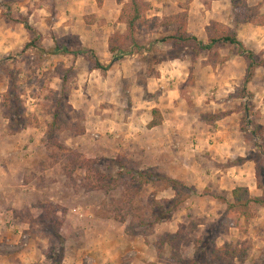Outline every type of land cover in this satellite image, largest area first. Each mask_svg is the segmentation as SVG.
<instances>
[{
    "label": "crops",
    "instance_id": "1",
    "mask_svg": "<svg viewBox=\"0 0 264 264\" xmlns=\"http://www.w3.org/2000/svg\"><path fill=\"white\" fill-rule=\"evenodd\" d=\"M68 1L70 2L67 6L69 11H80L88 8L89 5L96 4L94 0ZM35 2L37 1L24 0L21 4V10L26 9L32 12L29 17L32 25L33 22L35 25L40 24L39 20L33 21L34 14L38 11ZM227 2L229 1L217 0L210 7L201 0H194L192 5L195 7L192 9L189 33L206 42V27L210 21L216 20L225 25L234 26L230 23L232 20L228 16L230 6ZM113 3L114 0H103V9H110L103 10L109 11L107 13L109 19H106L105 23L106 27H109L108 37L116 26H123L122 23L117 22L119 14L115 15ZM17 8L19 7L13 5V9ZM10 15V13L3 14L0 8V62L29 42V33L24 24L15 21ZM67 18L68 16L64 14L54 24L63 23L66 30H70L72 34H79L78 23L65 25ZM42 26L44 27L43 21ZM95 27L99 29L98 24H94L91 27L86 25L84 32L81 31V37L87 33L86 38L89 43H86L93 49H97L96 43L99 42L96 41L98 31L95 32ZM39 30L43 31L41 28ZM237 30L238 37L243 43L253 49H258L255 46L261 45L264 51V25L242 23ZM100 43L105 44V41ZM96 54L102 64L110 66L108 71L102 72L99 69L91 71L89 63L85 62L83 57H74L71 54L53 53L51 55L53 59L48 64L55 63L50 66L53 70L58 64L65 63L68 68L74 67L82 71L80 72L82 79L76 83L78 86L73 90L72 100H76L77 97L82 99L79 107L85 111L89 123L93 121L97 126L87 125L86 134L90 135L92 131L103 134V140L100 142L101 149L115 153L125 150L130 156L144 160L148 167L160 169L166 175L186 185H194L196 190L201 191L207 187L218 188L226 192V198L229 201H232V192L238 186L248 187L251 194L256 197L264 194V190L258 187L257 164L254 160L248 158L242 163L227 165L229 161L246 158L248 154L249 149L244 142L240 123L244 112L234 111L221 119L216 117L220 112L235 110L231 104L232 99L225 97L229 89L230 92L235 90L246 77L248 66L242 56H232L225 64L216 67L207 65L203 59L197 58L194 62L189 56L183 59L169 57L157 67L161 76L152 78L149 86L150 92L153 90L162 92L160 101L151 105L148 111L140 110L142 105L136 104L135 111L122 112L119 107L111 104V102L116 104V101L106 92L110 84V69L116 60L108 61L111 53ZM132 57L131 59L119 58L117 61L122 64V67L127 68L126 66L135 60ZM69 59H71L70 62H68ZM192 67L195 74L192 103L194 106L201 107L199 113L192 111L191 104L182 97L181 93V88L187 83ZM259 72H261L263 88L262 92L256 95L260 99L258 104L263 112L259 123L264 126V68L261 70L258 68L255 77L259 78ZM55 79H59L60 86H51V88L59 90L62 80ZM7 88L0 92L6 93ZM92 91H99L96 99L100 101L89 97ZM4 93L0 94V105L3 102ZM73 104L77 106L75 101ZM94 108L102 110L101 113L94 112ZM154 108L160 109L162 122L150 127L154 119L152 113ZM204 112H211L215 117L209 121L204 115L201 116ZM8 121L0 106V264H51L45 251V241L48 239L45 235L46 229L49 225L52 226L47 220L51 219L55 222L57 231L60 230L58 235L65 240V257L62 264H169L170 247L167 246L163 255L160 256L154 247L156 239L151 240L148 237L147 241L138 232L132 235L128 231L126 233V222H121L120 227L113 226L112 222L115 223L113 220L99 219L95 211L90 217H84L85 215L80 217L72 214L71 209L66 208V204L65 208L62 207L63 210L60 207L63 196L57 191L61 188L58 185L61 184L62 173H59L58 178L50 171L51 166V168L41 167L47 156L42 143L44 128L37 126L19 133H12L8 127ZM116 121L122 124H115ZM114 130H117L122 136L121 139H124L118 141L120 144L118 148H114L115 144L112 143L115 140V136L112 137ZM110 138L114 140H109ZM56 178H58L57 181ZM175 195L173 191L166 197ZM198 197L196 199L195 196H191L186 201V205L178 211L182 212V217L175 215L177 227H179L178 223H182L183 219L188 217L187 211H195L199 216L217 217V219L224 213L226 204L212 199L209 200L210 203H205L203 196ZM164 223L157 226L166 227L165 230L161 228L162 231L177 232L179 230L177 227L172 230L171 223L169 225ZM241 224L242 229H231L229 234L234 238L219 242L218 245L229 240L249 242L251 249L247 260L236 262V264H247L259 248H262L261 253L264 252V207H260L257 216L249 221L243 219ZM22 233H29L31 243L26 249L16 250L15 243L18 242ZM52 262L55 264L53 260Z\"/></svg>",
    "mask_w": 264,
    "mask_h": 264
},
{
    "label": "rangeland",
    "instance_id": "2",
    "mask_svg": "<svg viewBox=\"0 0 264 264\" xmlns=\"http://www.w3.org/2000/svg\"><path fill=\"white\" fill-rule=\"evenodd\" d=\"M23 1L24 0H0V8L2 9L3 14L8 15L10 13V16L14 17L15 21L23 23L25 20H28L30 23L29 17L32 12L26 9L21 10V4L23 3ZM36 1L37 2L35 3L37 6L35 7L38 11H36V13L34 14L33 21L39 20L38 22H40V24L35 25L34 22L33 25L31 23L30 24L36 30H38V32H40V28L44 31L40 33L42 35V44L46 48V53L41 52L36 48L28 49L25 45L23 48L16 50L14 54L3 58L0 62V91L6 90L8 86L6 93L0 92V94L4 93V99L0 106L6 119H9L7 115L8 113L11 114L14 119L13 125L10 124L11 120L9 119V129L13 130V128L15 127L14 130L17 133L18 128L20 127V125L22 126L23 123L29 124L28 127L23 130H28L29 128L37 126H42L44 128L45 134L42 137V143L44 149H46L47 156L41 167H54L53 169L51 168L50 171L53 172L58 178L59 173H62L63 175H61L62 177L60 178L62 179L61 184L58 185L61 188L57 189L58 194L63 196V203L60 204L61 208H65L66 204V208H70L72 214H76L80 217H82V215H85L84 217H90L91 213L95 211L94 213L99 219L109 218V220H113L115 222H112L113 226L118 225L119 227L122 226L121 218L126 215V211L130 207L131 203L140 208V210L135 212H137L138 214L143 213V215L148 216L152 208L153 200L157 199L158 201H161L162 199H173L174 197L167 198L166 196L171 195L174 190L170 188L164 189L162 187V183L161 186L154 184L143 185L142 183H139L138 179L132 180V176L127 172V169H130L134 176H137L140 170L149 173L157 171V173H166L161 171L160 169L156 170L157 168L148 167L144 160L136 159V156H130V154L128 152H125V150L121 153H115L114 151L105 152L104 149H101L102 145L100 144V142L103 140V134L96 131H92L90 135H87L88 133L86 134L87 125L95 126V123H93V121L91 120V122L89 123L88 118H86L87 115L85 111L79 107V102H81L82 99L77 97L76 100H72V97L74 95L72 94L73 90L74 88H76V86H78L76 83H78L82 79V77H80V72L82 71L77 70L74 67L68 68L66 67L65 63L58 64L55 70H53L52 68H50V66L54 65L55 63L53 62V64H48L53 59L51 55L54 53V49L58 45L69 47L71 50L78 49L80 46L86 47L92 49L96 56V53H111L109 44L110 39L112 37H115L117 42L122 37H127L129 33L127 24L120 20L122 8L124 4L128 2V0H124L123 3H120L118 0H114L113 5L111 4L113 6L112 8L114 12L116 13L115 15L118 16L119 14V21L117 22L122 23L123 26H116L114 31L110 33L109 37V27H106L105 25L106 19H109L107 17V13H109V11L103 10L110 9H103V0H94L96 3L95 6L89 5L88 8L80 11H69L67 9V6L70 4L68 0ZM201 1L205 5L210 6L217 0ZM192 2L194 3V0H192L191 2L189 0H147L148 10L146 12V17L149 20L150 25L141 28L137 27L135 35L136 41L141 46V50L133 46L132 41L129 38L117 42L124 47H129V51L132 50L133 53L117 57L115 54L111 53L112 55L110 54V58L108 59V61H113L117 58L131 59L133 55L135 59L132 64H128L126 66L127 68H125L124 66L122 67V64H120L119 61L116 60L114 66L110 69L111 72L109 73L110 84L106 92L108 93L110 98L116 101V104L113 102H111V104L119 107V110H121L122 112L135 111L134 108L136 104L142 105L140 110L148 111L152 107L151 105H154L155 102L160 101L162 92L159 90H153L152 92H150L149 86L152 82V78H159L161 76L157 67L163 62V60L169 59V57H177L183 59L184 57L189 56L194 62H196L197 58L203 59L204 63L207 61L208 52L196 56L195 52L191 50L175 48L171 44H152V42L155 40L158 41L159 39L167 35L173 34L177 30L178 26L176 22L171 20V18L184 12L188 13L187 31L189 32L192 9L193 7H195L192 5ZM9 3L10 5L8 6ZM248 4L252 7H256L262 14H264V0H248ZM1 5H3V7H1ZM13 5L14 7L19 8L13 9ZM229 6L230 11L228 13V16L229 19L232 20V22L230 23L234 24L232 28H235L237 30L239 25L242 23L244 24V22L241 18H237L233 14L230 3ZM42 8H44V10H42ZM78 13H80V15H78ZM64 14L68 16V20L65 25H70L71 23L72 25H76L78 23L79 26L77 29L80 31L79 34H72L70 30H66L63 23L54 24V22H56L59 17L64 16ZM44 16L45 18H43ZM42 21L44 23V27L42 26ZM96 21L98 22L96 23ZM212 21H210V23ZM94 24H98L99 27V29L95 27V32L98 31L97 34L95 33L96 41H99L98 43H96V41L94 42V44H97V49H93L89 45H87V33L84 34L83 37H81V31L84 32V27L86 25H88V27H91ZM28 33L30 42L32 35L29 31ZM54 33H56V36H54ZM116 34H119V37L115 36ZM51 37L54 38L51 39ZM102 41H105V44L100 43ZM107 41H109V43ZM246 47L256 53L258 61H264V51L261 45L255 46L258 47V49H253L248 45H246ZM237 51L238 49L232 46L219 49V52L222 54V56L229 57V60L232 56H241L237 53ZM44 54L47 55L44 56ZM84 60L85 62L89 63L90 70L92 71V65L90 61L87 58H84ZM244 60L246 61L245 58ZM70 61L71 59H69L68 62ZM246 65L248 66L247 61ZM259 68L261 70L264 67ZM190 74H193V81L189 80V76L187 83L184 84L181 88V93L182 97L186 95L187 98H184L191 104L192 111L194 110V113L195 111L196 113H199V109H201V107L194 106V104L192 103L194 99L192 87H194L195 82L193 67L190 69ZM259 75V78L254 76V78L249 83H245L244 78L240 86L231 92L229 89L225 97L227 99H232L231 104L235 109L227 110L226 112H229V114L234 111L244 112V117H242L240 122L241 131L244 135V142H246V131L248 136L250 133L249 130H252L254 127L251 121L259 123L263 117V112L261 108H259L258 104L260 103V99L256 95L257 93L262 92L263 88L261 72H259ZM64 77H66L65 90L67 98H65L64 101V103H66V108L65 113L62 114V119L69 122L66 125L63 124L62 128L60 130H56L57 132L52 135L49 134V124L54 119L53 114L58 102L57 99H60V92H62V89H64ZM55 78H60L62 80L61 88L59 90L53 88L58 85L60 86L58 82L59 79ZM51 86L53 87L51 88ZM244 89H246L245 92ZM10 91H13V98L15 99L13 106L18 108L21 113L20 115L24 117L22 118L23 123H15L16 114L14 112L10 113V111H7L9 105L6 103V96L10 93ZM103 93H105V91H103ZM98 94L99 91H92V94L89 95V97L92 99H96L99 96ZM243 94H245L246 96H243ZM74 101L75 103H77V108L73 104ZM98 101H100V99ZM147 102L152 103L147 104ZM69 106H72L74 110L70 112ZM248 108H250L251 116H249L248 114ZM101 109L103 110V106H101ZM102 110H97L96 108H94V112L97 111L101 113ZM226 112H220L216 115V117L218 119H221L226 115H219ZM202 115H204L205 118H207L209 121H211V118L215 117L211 114V112H204V114H201V116ZM115 124L122 123L116 121ZM77 126L80 129L84 130V132L80 135H78L76 132ZM113 136H115V140L114 138H110L109 140H114L112 141V143L115 144L114 148H118L120 145L118 141H123L124 139H121L122 136L118 133L117 130L112 131V137ZM257 141L261 142V138H258ZM114 144L112 146H114ZM246 145L249 149L246 157V160H248V158H250L249 155H251L253 151H255V148L250 143L246 142ZM239 159L240 158L235 159V161H238ZM233 162L234 160L229 161L227 165H231V163ZM121 165H123L124 168ZM100 175H102V177ZM58 178H56V181L58 180ZM103 186H107L109 188L105 189L103 188ZM187 186L194 190L191 196H195L196 199L199 198L198 196H203V200H206L205 203H210L209 200H211V198H209L206 194L207 190H210L213 194L227 197L226 192L218 190V188L207 187L206 189L200 191L196 190L194 185L188 184ZM215 201L220 202L218 200ZM185 205L186 202L178 207V209L173 212L171 221L167 222L166 224L164 223V225H169V223H171L173 226H170V229H175L177 227V220L174 217L176 214H178V217H182V212L178 211ZM187 213L188 217L185 218V220L183 219L182 223H178L179 227L177 228H184L185 232L188 235V240L191 241V243L185 245L182 250V256L184 259L182 261L190 262L195 253L193 241L196 239L204 240L205 231L215 222V220H218L221 216L217 219V217L211 218L199 216L195 213V211H187L186 214ZM132 216L128 217L129 220L126 222V233L129 230L130 224L132 223ZM47 222L49 224H52V226L50 227L49 225L46 229L47 231L45 235L48 239L47 241H45V251L48 260L52 264L53 258L56 257L59 253H62L63 250H61V247L63 242L59 241L58 239V231L60 230L57 231L55 222H52V219L47 220ZM157 226L158 225H155L154 229H151V233L147 231V235H141L147 241L148 237H150L151 240L157 239V236L162 235L166 232L161 230V228L165 230L166 227L160 228V226ZM130 232V235L134 234L131 230ZM229 233L221 234L216 239L217 243L229 238H234L232 235H230L231 233ZM30 241L31 236L29 235V233H22L19 237L18 242L15 243V246L17 247L16 250L28 248L31 243ZM261 252L262 248H259L257 252H255L253 258L249 259L247 264H264V252ZM257 255H259V257H256ZM179 264L183 263L180 262Z\"/></svg>",
    "mask_w": 264,
    "mask_h": 264
},
{
    "label": "trees",
    "instance_id": "3",
    "mask_svg": "<svg viewBox=\"0 0 264 264\" xmlns=\"http://www.w3.org/2000/svg\"><path fill=\"white\" fill-rule=\"evenodd\" d=\"M123 3L124 0H118ZM190 2L192 0H189ZM229 1L233 14L237 18H241L244 23H252L256 25H264V14H262L259 9L252 7L248 4V0H227ZM148 10L147 0H128L122 8V13L120 20L125 22L128 26L129 33L127 37H122L120 40L129 38L132 41V45L141 50V46L136 41V30L137 27L141 28L144 26H149L150 22L146 17V12ZM158 20V19H155ZM172 21L177 23V30L171 34L167 35L158 41L152 42L153 45L156 43L171 44L175 48H183L185 50H191L195 52L196 56L208 52V58L205 62L207 65L216 67L219 64L225 63L229 60V57H223L219 52V49L226 47H234L238 49L237 53L243 56L247 63V74L245 77V83H249L255 76V70L259 67H264V61H258L256 53L247 48L246 45L239 39L238 32L235 28L223 24L222 22L212 21L207 27V42L199 39L198 37L190 34L187 31L188 26V13L184 12L175 15L171 18ZM170 20V21H171ZM26 29L32 35L30 42L26 45V48H36L41 52L46 53V48L42 44V35L38 30H36L28 20L23 22ZM115 36L119 37V34ZM117 41V42H118ZM116 42L115 37L110 39V52L117 56H125L132 54L133 51H129V47H124ZM48 52V51H47ZM54 53L61 54H71L74 57L83 56L87 58L91 63V69H99L106 72L109 66L104 65L100 62V59L95 55L92 49L86 47H79L78 49L71 50L66 46H56ZM190 81H193V74H190ZM66 77H64V89L60 92V99H57V104L54 111V119L49 124V134H55L62 128V125L68 124L69 121L62 119V114L65 113L66 103H64L65 98H67L65 90ZM13 90V89H12ZM246 89H244V92ZM243 96H246L243 94ZM186 97V95H184ZM187 98V97H186ZM13 91L6 96V103L9 105L7 111L14 112L16 114L15 123H23L24 118L20 115L18 108L13 106L14 104ZM14 107V108H13ZM70 112L73 109L69 106ZM154 119L150 124V127L157 126L162 122L161 112L159 109L154 108L152 110ZM229 112L222 113L221 115H227ZM248 114L251 116L250 108H248ZM8 118L11 120L10 124L13 125L14 119L11 114H7ZM19 115V117H18ZM81 117V115H80ZM13 120V121H12ZM253 123V129L249 130V135L247 136L246 131V142L254 146L255 151L250 156L252 160L256 162L258 187L264 190V127L259 123ZM29 124L23 123V125L18 128L17 133L28 127ZM71 125V124H70ZM11 127V125H10ZM15 128V127H14ZM10 130L12 133H16L15 130ZM76 132L78 135L84 132L83 129L76 127ZM261 138V142L257 139ZM247 158H240L238 161H234L231 165L242 163L246 161ZM123 168L124 166L121 165ZM124 171V170H122ZM141 171V172H140ZM137 176L132 174L130 169L127 172L131 174L132 180L138 179L139 183L144 184H154L161 186L164 189H172L175 191L176 195L173 199H162L158 201L153 200L152 208L148 216L143 215V213L138 214L135 211L140 210L134 204H130V207L126 211V215L121 218V222H127L128 217L132 216V223L130 224L128 232L130 230L147 235V231L151 233V229H154L155 225L168 222L172 219L173 212L183 205L194 192L192 188H189L184 182L173 179L170 176L157 172H143L140 170ZM99 174V173H98ZM102 177V175H100ZM112 178V177H111ZM108 186V185H107ZM103 186V188H109ZM207 196L211 199L218 200L226 204V209L221 217L215 221L208 229L205 231V239H196L193 241L195 247L194 257H192L190 262L182 261V250L185 245L191 243L188 240V235L184 228H180L177 232H165L162 235L157 236L154 242V247L158 251L160 256L163 255L165 248L170 247V257L169 264H236V262H245L250 254L251 244L247 241H226L222 245H218L216 239L221 234H227L233 228L242 229V220L245 219L249 221L250 219L257 216L260 207H264V194L262 196H253L246 186H238L232 192V201H229L226 197L221 195L213 194L210 190L206 192ZM136 221H135V220ZM153 233V231H152ZM59 241L63 242L61 250L56 257L53 258L55 264H62L64 259V239L59 235Z\"/></svg>",
    "mask_w": 264,
    "mask_h": 264
},
{
    "label": "water",
    "instance_id": "4",
    "mask_svg": "<svg viewBox=\"0 0 264 264\" xmlns=\"http://www.w3.org/2000/svg\"><path fill=\"white\" fill-rule=\"evenodd\" d=\"M116 60H118V58Z\"/></svg>",
    "mask_w": 264,
    "mask_h": 264
}]
</instances>
